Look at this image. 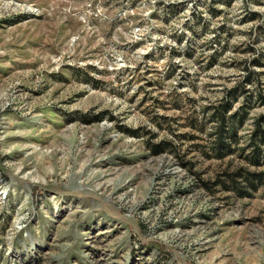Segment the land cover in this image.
<instances>
[{
    "label": "rangeland",
    "instance_id": "obj_1",
    "mask_svg": "<svg viewBox=\"0 0 264 264\" xmlns=\"http://www.w3.org/2000/svg\"><path fill=\"white\" fill-rule=\"evenodd\" d=\"M258 122L264 0H0V264H264Z\"/></svg>",
    "mask_w": 264,
    "mask_h": 264
},
{
    "label": "trees",
    "instance_id": "obj_2",
    "mask_svg": "<svg viewBox=\"0 0 264 264\" xmlns=\"http://www.w3.org/2000/svg\"><path fill=\"white\" fill-rule=\"evenodd\" d=\"M231 106V102L224 98L221 102L214 105V111L215 116L218 120V125L216 127V133H218V148L221 149L224 145V132H225V125H227V121L230 119L231 116H226V113ZM262 118V117H261ZM259 138L260 140L264 141V129L260 126L259 122L256 124L255 131H254V137L253 138ZM221 150H219V153ZM256 152V150H255ZM222 154V153H221ZM263 156H264V150H263ZM256 158V155L255 157ZM255 179L262 178L261 173H257V175H253Z\"/></svg>",
    "mask_w": 264,
    "mask_h": 264
}]
</instances>
